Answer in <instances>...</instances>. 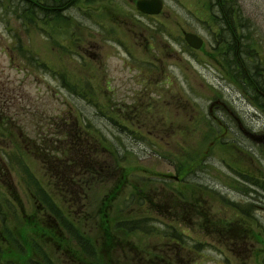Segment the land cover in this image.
Masks as SVG:
<instances>
[{
	"label": "rangeland",
	"instance_id": "374dc122",
	"mask_svg": "<svg viewBox=\"0 0 264 264\" xmlns=\"http://www.w3.org/2000/svg\"><path fill=\"white\" fill-rule=\"evenodd\" d=\"M163 1L162 13L148 18L125 0H0V104L19 114L10 126L17 128L11 149L0 144V176L18 190L27 214L38 206L28 201L27 187L56 181L55 211L67 233V219L78 227L71 226L72 245L66 243L75 257L82 247L97 264H131L124 254L136 255V264H150L153 256L157 264H168V256L244 264L250 243L242 236L264 241L250 219L264 230V104L249 103L258 98L252 83L264 87V0ZM185 31L200 35L203 48L192 51ZM218 100L224 104H211ZM75 129L81 135L70 144L74 137L65 134ZM100 144L110 150L105 162L115 154L146 202L134 195L133 203L124 201L125 192H134L126 188L102 207L108 182L97 181L82 200L86 214L78 213L73 168L59 172L63 150L77 154V170L86 150ZM5 191L0 183V201ZM172 194L186 198L178 210L169 208ZM190 200L199 202L194 207ZM131 211L170 218L163 219L167 225L144 219L131 234L117 223ZM193 213L200 219L194 236L212 243L196 255L176 238L196 222Z\"/></svg>",
	"mask_w": 264,
	"mask_h": 264
},
{
	"label": "flooded vegetation",
	"instance_id": "af4514ba",
	"mask_svg": "<svg viewBox=\"0 0 264 264\" xmlns=\"http://www.w3.org/2000/svg\"><path fill=\"white\" fill-rule=\"evenodd\" d=\"M222 12V11H221ZM247 76L251 77V74L246 71ZM253 79V78H252ZM253 90L257 93L258 98L255 100L256 103L250 102V104H264V87L261 86L259 82L252 83ZM243 90V89H242ZM260 95V97H259ZM261 98V99H260ZM214 104H224L221 101H215ZM8 114V104H0V141H8L10 137L14 135L13 132H9V117ZM13 120V118H12ZM21 128V127H20ZM249 138L259 141L258 138L249 132L245 133ZM85 166L86 171H79L75 175V182L70 186H76L84 189L83 195L79 196L85 202L88 199V194L86 191L91 188V183L98 181L102 167H100V160L96 156L87 155L85 156ZM73 166H77V162L73 161ZM51 180V179H50ZM120 181H116L114 186L110 187L109 192L104 196V199H108L110 193H116V189L120 187ZM38 184L45 188L47 186L49 189H52V193L49 194V205L47 207L46 197H32L33 203H38L37 209L30 212L26 215L25 221H27L25 228L21 229L18 225L16 228L9 229L8 219L9 217L15 216V212L19 215L24 214L25 208L19 205L20 198L15 195L14 192L10 193L13 196H6L3 201V211L1 212L2 220H0V264H65V261L70 262L72 258V252L68 249L66 245V238L69 235L64 234L63 230L59 228L57 221V215L55 212V207L52 202H55V191L54 185L57 183L53 180L48 182L39 181ZM7 189L8 187L5 186ZM8 193V192H7ZM84 198V199H83ZM116 195H114V200ZM147 200V199H146ZM16 204L15 208L9 206V202ZM184 203L183 199L178 198V201H171L176 210L177 207H181ZM193 206H197L196 201L192 200ZM162 217H168V214L159 213ZM177 219L183 218L184 214L176 213ZM193 216H196V222L192 225L193 231H196V228L200 225V219H197V215L193 213ZM258 225V223H257ZM187 227L190 226L187 224ZM253 227V224H252ZM262 233L264 230L260 229ZM246 237L245 241L249 242L243 252L246 253L244 264H264V241H262V236H242ZM229 239V238H227ZM222 246V244H220ZM260 245V246H258ZM115 249H117V244H114ZM124 251L119 250V254ZM58 253L65 254L67 257L63 260ZM27 254V257L25 256ZM124 256L131 263L133 258L131 255L124 254ZM25 258V259H24ZM115 258V256H114ZM62 259V260H61ZM190 259V258H189ZM182 260L177 261L175 264H192L194 261L191 260ZM112 261L108 260V264ZM72 264V262L70 263ZM81 264H90L87 259L81 261Z\"/></svg>",
	"mask_w": 264,
	"mask_h": 264
},
{
	"label": "water",
	"instance_id": "95a60500",
	"mask_svg": "<svg viewBox=\"0 0 264 264\" xmlns=\"http://www.w3.org/2000/svg\"><path fill=\"white\" fill-rule=\"evenodd\" d=\"M137 8L146 14H158L162 8L161 0H138L136 3ZM187 43L195 48L199 49L202 46V40L195 34L185 33L184 35Z\"/></svg>",
	"mask_w": 264,
	"mask_h": 264
},
{
	"label": "trees",
	"instance_id": "16d2710c",
	"mask_svg": "<svg viewBox=\"0 0 264 264\" xmlns=\"http://www.w3.org/2000/svg\"><path fill=\"white\" fill-rule=\"evenodd\" d=\"M241 212H246L247 210H240ZM155 260H152L151 262H149L150 264H157L159 261L156 260V258L154 257Z\"/></svg>",
	"mask_w": 264,
	"mask_h": 264
}]
</instances>
